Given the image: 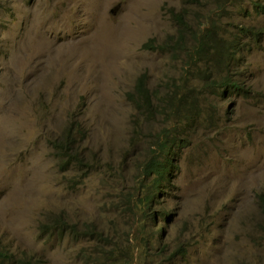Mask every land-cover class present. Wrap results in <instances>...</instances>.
<instances>
[{"label":"rangeland","instance_id":"obj_1","mask_svg":"<svg viewBox=\"0 0 264 264\" xmlns=\"http://www.w3.org/2000/svg\"><path fill=\"white\" fill-rule=\"evenodd\" d=\"M256 1L0 0L2 244L42 264H264V39L242 31L264 29ZM228 75L247 93L208 87ZM141 76L179 116L138 118ZM68 128L81 163L56 149ZM169 149L147 215L145 165Z\"/></svg>","mask_w":264,"mask_h":264},{"label":"trees","instance_id":"obj_2","mask_svg":"<svg viewBox=\"0 0 264 264\" xmlns=\"http://www.w3.org/2000/svg\"><path fill=\"white\" fill-rule=\"evenodd\" d=\"M190 2V0H187ZM264 1V0H262ZM262 1H256L253 4V7L255 11H257L259 14H264V2ZM181 16H177L179 19ZM181 21V20H179ZM243 34L247 35L250 39L254 40L255 37H261L264 39V29L263 28H256L255 26L250 27H244L242 28ZM242 35V34H241ZM210 36L209 30L204 34L202 40H206L204 38H208ZM238 36L239 31H237L233 39L231 40V46H234L238 42ZM200 49H197V52L202 51L204 47L203 42H199ZM238 51V49H236ZM230 63L233 64L234 58H230ZM209 88L215 89L216 85H221L220 87H224V92H228L229 94L233 91L243 92L244 90V83L239 81V79H235L233 75H228L225 77H222L221 79H211V81L207 84ZM246 92V91H245ZM247 93V92H246ZM128 98L132 100V103L135 107V110L137 111L136 115L138 118H146V120H149L151 118H154V116L161 115L160 113L166 112V115L171 116H179L180 115V107L179 104L175 103V96L172 95L170 99L168 100L166 107L161 108V105H163L164 101L159 102L156 99V96L152 93L150 88L148 87V84L146 83V80L141 76L136 80V84L134 87L133 93H130ZM156 100L158 102H156ZM74 124V123H71ZM74 134L71 132V128H68L66 131V135L63 136L62 141L57 142L55 144L56 149L58 153L65 158V163L71 164V163H81V158L79 157V152L74 148V144L76 143V138L73 137ZM165 148L168 147L166 143L163 145ZM176 150L175 149H169L167 153H165V157L163 158H152L150 161H148L145 165V173L147 176L154 175V177L150 180L151 182L145 186L146 191L142 195V198L140 200L143 202V204L146 205V207L143 209L144 213L147 215L151 214V208L153 205H155V199L159 195L160 191V185L164 183V181H168V178L173 173V168L175 166V156H176ZM84 164V163H82ZM155 187L156 192L154 194H151V190L149 188ZM258 201L262 206V210L264 213V193H260L258 195ZM155 213V212H154ZM163 213V212H162ZM161 213V214H162ZM168 219H171L169 217ZM53 223H47L45 224V227H47L49 230L51 229ZM54 228L56 231L59 229L66 228L71 234L74 233L75 225L68 224L66 221L59 220L56 225H54ZM163 228V226L161 227ZM0 264H42L41 261L37 258H35L32 255H28L26 253H19L15 251L9 250L7 247H5L2 242L0 241Z\"/></svg>","mask_w":264,"mask_h":264},{"label":"bare ground","instance_id":"obj_3","mask_svg":"<svg viewBox=\"0 0 264 264\" xmlns=\"http://www.w3.org/2000/svg\"><path fill=\"white\" fill-rule=\"evenodd\" d=\"M144 2H145V1H144ZM146 3H147V2H146ZM139 16H140V15H139ZM140 18H142V17H140ZM140 18H139V19H140ZM139 19H138V20H139ZM142 20H143V18H142ZM142 20H141V21H142ZM125 29H126V28H125ZM123 30H124V28H123ZM126 30H129V29H126ZM126 30H125V31H126ZM129 32H130V31H129ZM129 32H127V33H129ZM131 33H132V31H131ZM125 35H127V34H125ZM121 36H122V35H121ZM122 37H123V36H122ZM109 52H110V51H109ZM109 52H108V53H109ZM111 57H112V56H111Z\"/></svg>","mask_w":264,"mask_h":264}]
</instances>
